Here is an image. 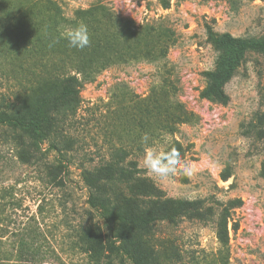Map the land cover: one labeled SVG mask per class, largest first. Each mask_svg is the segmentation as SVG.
<instances>
[{
    "label": "rangeland",
    "instance_id": "1",
    "mask_svg": "<svg viewBox=\"0 0 264 264\" xmlns=\"http://www.w3.org/2000/svg\"><path fill=\"white\" fill-rule=\"evenodd\" d=\"M37 2L47 9L42 14L61 16L59 23L51 21L55 33L63 35L83 22L91 43L98 42L79 11L103 30L105 24L112 25L123 57L119 61L110 49L102 48L115 62L82 87L83 102L72 129L79 146L72 152L64 187L48 183L40 164L22 162L13 133L0 125V217L4 218L0 233L7 232L5 238L18 247L15 231L25 224L28 230L40 231L43 243H37L47 254L35 264H96L75 242L79 227L93 211L81 177L83 167L100 164L117 140L102 114L115 91L127 88L145 98L153 89L165 87L191 119L178 124L173 133L158 139L149 136L148 143L162 150L176 144L198 171L191 178L181 175L161 182L142 166L143 144L138 167L166 197L203 200L205 208L179 225L160 222L157 235L179 248L182 257L175 264H264V53H243L225 87L228 103L202 95L203 72L217 68L226 56L208 41L206 26L235 37L263 39L264 0H0V83L7 101L25 93L32 70L41 71L33 61L39 55L27 57L23 49L28 47L24 32L29 9ZM148 49L151 55L142 56ZM134 50L141 53L139 57L130 55ZM65 69L73 72L68 64ZM57 155L49 154L52 160ZM225 222L229 241L222 249L218 228Z\"/></svg>",
    "mask_w": 264,
    "mask_h": 264
},
{
    "label": "trees",
    "instance_id": "2",
    "mask_svg": "<svg viewBox=\"0 0 264 264\" xmlns=\"http://www.w3.org/2000/svg\"><path fill=\"white\" fill-rule=\"evenodd\" d=\"M29 10V27L24 32L28 47L23 49L27 57L39 55L33 61L41 71L32 70L25 93L18 94L14 100L5 99L0 83V125L13 133L22 162L40 164L48 183L64 187L72 152L79 146V138L72 129L77 126L83 102L82 87L103 67L115 62L102 48L110 49L116 54L115 59L122 60L123 56L119 55L122 42L112 35V25L105 24L103 30L99 22L79 11L83 19H88L98 42L82 50L70 47L60 31L55 33L51 29V21H61L59 14H42L47 9L38 2ZM206 30L208 41L226 56L217 68L203 72L206 87L202 95L228 103L230 96L225 87L243 53H264V38L235 37L228 32H217L209 24ZM49 53L58 58L53 59ZM141 53L134 50L130 55L149 57L152 52L148 49ZM67 64L73 72L66 71ZM110 101L102 115L106 116L117 140L111 145L108 157L94 167H83L81 172L88 189V204L99 220L89 211V219L77 231L75 244L96 264H175L182 257L179 248L171 240L160 238L156 227L160 222L179 225L183 218L198 215L205 208L203 200L166 197L152 179L141 174L137 157L141 155V137L145 133L158 139L167 132H175L178 124L191 117L181 103L171 99L165 87L153 89L145 98L127 88L118 90ZM173 146L176 144L166 150ZM52 151L58 154L53 160L49 156ZM28 227L25 224L24 229L13 233L18 247L5 238L7 232L0 233V264H35L46 256L47 251L37 243L43 241L42 233ZM218 237L221 248H227L226 222L220 224Z\"/></svg>",
    "mask_w": 264,
    "mask_h": 264
},
{
    "label": "clouds",
    "instance_id": "3",
    "mask_svg": "<svg viewBox=\"0 0 264 264\" xmlns=\"http://www.w3.org/2000/svg\"><path fill=\"white\" fill-rule=\"evenodd\" d=\"M63 37L70 47L81 50L91 43L88 26L83 22L68 29ZM149 139L147 133L141 137V142L145 146L142 166L154 178L161 182H169L177 176L191 178L197 173V166L186 161L175 146L168 150H162L155 145H149Z\"/></svg>",
    "mask_w": 264,
    "mask_h": 264
}]
</instances>
